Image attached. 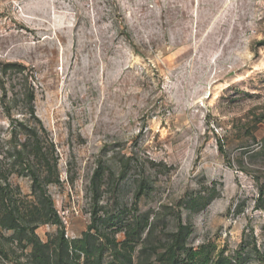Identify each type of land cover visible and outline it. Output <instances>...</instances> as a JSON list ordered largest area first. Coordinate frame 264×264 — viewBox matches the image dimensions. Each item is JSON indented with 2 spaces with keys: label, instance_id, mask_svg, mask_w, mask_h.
I'll list each match as a JSON object with an SVG mask.
<instances>
[{
  "label": "rangeland",
  "instance_id": "rangeland-1",
  "mask_svg": "<svg viewBox=\"0 0 264 264\" xmlns=\"http://www.w3.org/2000/svg\"><path fill=\"white\" fill-rule=\"evenodd\" d=\"M0 264H264V0H0Z\"/></svg>",
  "mask_w": 264,
  "mask_h": 264
},
{
  "label": "trees",
  "instance_id": "trees-1",
  "mask_svg": "<svg viewBox=\"0 0 264 264\" xmlns=\"http://www.w3.org/2000/svg\"><path fill=\"white\" fill-rule=\"evenodd\" d=\"M15 65H16V64H15ZM17 66H19V65H17ZM27 98H28V101H29L30 103H32V102L34 101V94L31 93V92H29L28 95H27ZM30 114H31L32 117H34V118L36 119V121L38 122V124H40L41 129H43V128H42V122H41V120L37 117L36 112H35V109L33 108V106L30 108ZM26 134H27V135H30V136H32V137H35V138L38 139L39 143H38V145H36V149H37L38 152H40L41 149H42V147L40 146V139H41V136L39 135V130H38V128L31 129V131H30V132H27ZM32 178H33L32 180H33V182H34V186H36L37 182L40 181V177H39V175L33 173ZM178 239H179V238H178ZM177 242H178V241H177Z\"/></svg>",
  "mask_w": 264,
  "mask_h": 264
}]
</instances>
